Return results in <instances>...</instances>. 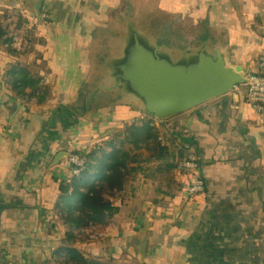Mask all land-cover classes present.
Instances as JSON below:
<instances>
[{
	"label": "crops",
	"instance_id": "1",
	"mask_svg": "<svg viewBox=\"0 0 264 264\" xmlns=\"http://www.w3.org/2000/svg\"><path fill=\"white\" fill-rule=\"evenodd\" d=\"M121 1L43 0L38 16L39 0H0V15L24 18V30L40 39L31 53L20 38L13 55L0 47V205L7 206L0 210V264H55L56 251L65 245L59 182L73 178L68 159L56 163L57 158L86 154L102 139L114 141L135 121L147 119L126 106L109 104L92 114L78 109L94 39L120 11ZM237 1L241 17L231 0L166 3L182 22L205 23L213 34L227 35L231 63L247 72L264 53V26L252 29L262 15L260 0ZM45 15L49 19L41 21ZM18 64L43 78L46 93L18 94L5 84L8 69ZM175 122L182 130L179 139L201 161L204 196L185 195L159 208L151 202V189L126 190L111 199L120 214L85 230L75 248L110 264H264V123L250 105L236 104L233 94Z\"/></svg>",
	"mask_w": 264,
	"mask_h": 264
},
{
	"label": "water",
	"instance_id": "2",
	"mask_svg": "<svg viewBox=\"0 0 264 264\" xmlns=\"http://www.w3.org/2000/svg\"><path fill=\"white\" fill-rule=\"evenodd\" d=\"M231 1L241 17L238 1ZM42 4L39 0L35 9L38 16ZM121 17L110 18L104 30L109 36L105 52L90 51V71L83 83L93 82L98 96L112 101L110 106L130 107L149 119L167 122L247 84L248 73L231 63L227 35L202 36L200 44L182 49V43L173 47L159 41L139 11ZM19 108L16 104L12 109L11 119ZM69 155H60L56 163ZM6 207L0 205V210ZM146 246L144 236L140 262Z\"/></svg>",
	"mask_w": 264,
	"mask_h": 264
},
{
	"label": "trees",
	"instance_id": "3",
	"mask_svg": "<svg viewBox=\"0 0 264 264\" xmlns=\"http://www.w3.org/2000/svg\"><path fill=\"white\" fill-rule=\"evenodd\" d=\"M260 9L262 15L255 18L253 30L264 26V0H260ZM13 18L16 20L13 21ZM26 24L24 18L15 14L4 12L0 15V47L6 45L13 55L14 41ZM26 32L32 34L30 31ZM247 73L260 74L257 64ZM4 82L18 94L30 91L29 96H38L46 93L43 78L32 75L22 64L11 66L5 74ZM161 124L167 130L159 135V143L149 147L152 159L150 164H134L135 160L131 155L133 150L128 149L139 144L143 147L148 145L150 138L146 137V130H156L149 120H137L116 135L114 141L102 139L85 154L86 168L78 180L72 176L69 181L59 182L58 209L59 219L65 228V245L56 251L55 264H110L87 258L75 248V243L91 226L104 225L120 214L121 207L111 202V199L120 196L124 191L132 190L137 193L147 187L152 191L151 202L159 208H166L169 200L174 201L185 196L184 181L176 169L177 163L192 150V145L179 139L178 132L182 130L175 119ZM136 128L138 131L135 132ZM143 179L146 181L145 185H142Z\"/></svg>",
	"mask_w": 264,
	"mask_h": 264
},
{
	"label": "rangeland",
	"instance_id": "4",
	"mask_svg": "<svg viewBox=\"0 0 264 264\" xmlns=\"http://www.w3.org/2000/svg\"><path fill=\"white\" fill-rule=\"evenodd\" d=\"M166 2H169V0H135V3L134 2L132 3L133 7L132 6L131 7L135 8V11H139V13L145 18V26L152 29L155 33L156 32H162V33L170 32L169 31L170 28H174V29L182 28L183 26L185 28H191L192 27L191 25H194L193 21L190 22L187 20V21L182 22L179 15L171 11V8L168 6ZM122 15H125V14H122ZM121 18L122 17H120L119 19ZM107 23H109V21H107ZM97 37L101 39L99 41L94 39L96 40V42L92 49H94V51H97V50L101 51L100 49L105 51V49L108 46L109 36L107 35V33H104V31L102 30ZM181 37L183 39L176 40V41L179 44L180 43L184 44L185 45L184 47H186L191 42V40L196 39L198 35L197 36L196 34L193 36L183 35ZM169 38L171 40L175 39L172 37H169ZM18 39H19L18 41L22 43L24 51H26L27 53L30 51L33 52V49H35V46L39 44L40 42V39L36 38L34 33L30 34V33H27L26 31H24V33L22 34V37H18ZM199 40L200 38L198 39V41ZM260 56L254 59V62H256L255 64H257V61ZM89 60H90V56H89ZM43 67H44L43 64L39 65V68L42 69ZM95 87L96 86L95 84H93V82L92 83L89 82L88 84H85L82 89L84 93V102L86 100L87 104L90 103V94L97 93V91H95ZM97 96H98V93H97ZM107 100L109 99H106V102H104L105 104L102 103L101 105L102 107L103 105L106 106V104L108 103ZM147 119L149 120L150 123H152V126L154 125L153 127H155L156 130L154 132H149L146 130L147 132L146 137L150 138L148 145H145L143 147L139 144V145H136L134 148H128L129 151L133 150L131 155H133L134 157V160H135L134 164H141L144 162H146L147 164H150L152 159L150 158L151 152L149 151V147L154 145L155 143H159L160 142L159 135L162 134L163 130L164 131L167 130L166 126L161 124L164 122L152 120V119H149L148 117ZM74 179L78 180V178L76 177Z\"/></svg>",
	"mask_w": 264,
	"mask_h": 264
},
{
	"label": "built area",
	"instance_id": "5",
	"mask_svg": "<svg viewBox=\"0 0 264 264\" xmlns=\"http://www.w3.org/2000/svg\"><path fill=\"white\" fill-rule=\"evenodd\" d=\"M47 15L41 21L48 20ZM260 74H248L246 85L236 87L233 94L236 104L242 101L250 105L259 117V123H264V53L257 61ZM69 164L72 166V176L79 178L86 168V156L83 153L74 152L69 155ZM202 164L195 149H192L183 159L177 163L176 172L184 181V194L188 197H196L205 194L206 183L201 175Z\"/></svg>",
	"mask_w": 264,
	"mask_h": 264
},
{
	"label": "flooded vegetation",
	"instance_id": "6",
	"mask_svg": "<svg viewBox=\"0 0 264 264\" xmlns=\"http://www.w3.org/2000/svg\"><path fill=\"white\" fill-rule=\"evenodd\" d=\"M135 3V0H122L119 6V13H114L115 15L113 17L115 18H120L122 16V14L125 15H129L130 13L135 11V8H132V3ZM132 6V7H131ZM117 9V10H118ZM169 18V17H168ZM170 19V18H169ZM191 28H185L184 26L182 28H170L169 31L170 32H156L155 35L156 37L159 39V41H163L164 44L173 46V47H177L178 43L176 40H180L183 39L181 36L183 35H188V36H193L196 34V36L198 35V37L194 40H191V42L186 46V47H181L182 49H186L188 46H191L193 44L197 45L200 44V41H202L201 37L202 36H207V37H213V33L208 30V28L206 27L205 23H201L198 25H191ZM195 26V27H194ZM181 27V26H180ZM169 37L175 38L174 40H171ZM200 38V40L198 41V39ZM95 39L97 41H99L101 38L99 37H95ZM96 40H94V42H96ZM101 51L97 50L98 52L102 53L105 52L104 50L100 49ZM97 53V52H96ZM101 62H103V59H100ZM104 102H106V99H103L99 96H97V93H91L90 94V103L87 104L86 100L84 102V95L82 94V96L80 97V106L78 107V109L82 110V111H86L85 114H92L98 111H101L102 109H104L103 107H105V105H103V107L101 106L102 103L105 104ZM107 105H109L112 101L109 99L107 100ZM85 103V106H84Z\"/></svg>",
	"mask_w": 264,
	"mask_h": 264
}]
</instances>
